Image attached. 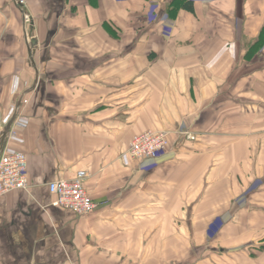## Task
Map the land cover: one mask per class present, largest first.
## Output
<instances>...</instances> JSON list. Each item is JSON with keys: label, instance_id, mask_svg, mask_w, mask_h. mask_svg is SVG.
Instances as JSON below:
<instances>
[{"label": "crops", "instance_id": "0c3cea01", "mask_svg": "<svg viewBox=\"0 0 264 264\" xmlns=\"http://www.w3.org/2000/svg\"><path fill=\"white\" fill-rule=\"evenodd\" d=\"M185 1L0 0L30 183L0 197V264H264V0ZM161 129L158 161L123 157ZM78 171L85 215L47 187Z\"/></svg>", "mask_w": 264, "mask_h": 264}, {"label": "built area", "instance_id": "2783aa9c", "mask_svg": "<svg viewBox=\"0 0 264 264\" xmlns=\"http://www.w3.org/2000/svg\"><path fill=\"white\" fill-rule=\"evenodd\" d=\"M22 6L24 0H15ZM17 85L14 84L13 91ZM27 103V98L20 97L19 101L11 102L0 125V197L9 194L16 189H28L30 183L27 178L25 154L20 150L12 147L11 141L22 142L14 130L15 126H26L27 121L21 116V107ZM10 127L6 134L5 140L1 143L2 133L9 124ZM178 137L195 140L196 135L187 129H178L173 131ZM171 131L146 130L142 133L135 134L129 145L123 153L124 158H133L141 163H155L161 157L166 155L169 145V135ZM87 177L85 171H78L70 179H56L48 183L49 192L54 196L52 205L63 208H71L79 215L89 214L97 206L87 192L84 186V180Z\"/></svg>", "mask_w": 264, "mask_h": 264}, {"label": "trees", "instance_id": "16d2710c", "mask_svg": "<svg viewBox=\"0 0 264 264\" xmlns=\"http://www.w3.org/2000/svg\"><path fill=\"white\" fill-rule=\"evenodd\" d=\"M178 1H180V2H182L183 3V6L185 7V8H190L191 6V4H190V2H184V0H178ZM257 42H258V44H262L263 42H264V26H263V28H262V30H261V32H260V34H259V37H258V39H257Z\"/></svg>", "mask_w": 264, "mask_h": 264}, {"label": "water", "instance_id": "95a60500", "mask_svg": "<svg viewBox=\"0 0 264 264\" xmlns=\"http://www.w3.org/2000/svg\"><path fill=\"white\" fill-rule=\"evenodd\" d=\"M10 124H11V123H9V124L5 127V129H4L3 133H2L1 143H3L4 140H5V137H6V134H7V132H8V129H9V127H10Z\"/></svg>", "mask_w": 264, "mask_h": 264}]
</instances>
